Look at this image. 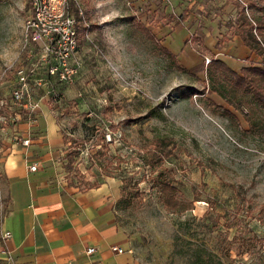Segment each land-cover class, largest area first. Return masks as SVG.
Masks as SVG:
<instances>
[{"label":"rangeland","instance_id":"374dc122","mask_svg":"<svg viewBox=\"0 0 264 264\" xmlns=\"http://www.w3.org/2000/svg\"><path fill=\"white\" fill-rule=\"evenodd\" d=\"M78 3L88 29L70 61L78 72L63 84L49 82L26 41L28 0H0V225L8 149L48 136L54 121L63 160L81 148L63 168L68 183L118 184L117 222L140 264H264V114L214 92L206 70L212 57L236 71L262 63L237 34L242 9L256 15L248 0ZM21 69L28 91L17 100ZM154 150L161 159L147 163ZM160 172L191 208L165 206ZM4 251L0 226V264H11Z\"/></svg>","mask_w":264,"mask_h":264},{"label":"crops","instance_id":"0c3cea01","mask_svg":"<svg viewBox=\"0 0 264 264\" xmlns=\"http://www.w3.org/2000/svg\"><path fill=\"white\" fill-rule=\"evenodd\" d=\"M50 122L48 136L31 145L12 144L1 164L9 209L0 226L1 232H11L4 240L10 263L140 264L117 222L118 184L81 188L68 183L64 135ZM34 163L37 169L29 170ZM88 247L95 251L87 253Z\"/></svg>","mask_w":264,"mask_h":264},{"label":"trees","instance_id":"16d2710c","mask_svg":"<svg viewBox=\"0 0 264 264\" xmlns=\"http://www.w3.org/2000/svg\"><path fill=\"white\" fill-rule=\"evenodd\" d=\"M28 3L32 12L31 4L29 1ZM247 4L248 7L256 12V15L254 19L249 18L243 8L237 34L246 47L262 56V63L243 66L240 71H236L224 60L212 57L211 61L206 66V70L212 83L211 88L214 92L219 93L223 98L229 100L231 104L234 103L233 100H239V102L245 103L250 107V113L264 114V0H248ZM73 12L77 18L80 38V36L86 33L88 26L86 25L84 15L79 14L78 9L74 6ZM144 30L146 29L144 28ZM158 47L177 64L178 69L186 71V69L178 63L176 55L161 45H158ZM189 90H192L190 94L198 92V90L194 88ZM226 113L229 114L228 112ZM101 138L105 140L106 136L103 135ZM80 152V147H70L69 150H67L65 155L66 170H70L73 167L75 158ZM161 155L162 154L157 150L149 151V159L146 160V162L154 163L161 159ZM155 178V186L161 193L162 201L166 207L173 209L178 208L181 210L191 208L192 203L183 202L177 198L176 188L170 181H167L163 177V172H160ZM97 184L98 183L87 184V187Z\"/></svg>","mask_w":264,"mask_h":264},{"label":"built area","instance_id":"2783aa9c","mask_svg":"<svg viewBox=\"0 0 264 264\" xmlns=\"http://www.w3.org/2000/svg\"><path fill=\"white\" fill-rule=\"evenodd\" d=\"M31 4L32 12L25 20V37L28 44L33 45L42 61L44 71L51 83V79H56L59 83H72L78 72L79 63H71L73 55L79 46V32L77 18L73 12V6L78 9L79 14H83L78 0H28ZM193 36V35H191ZM33 71V68L31 69ZM20 87L14 92V97L21 100L25 91H28L27 76L22 69L18 71ZM53 90V86H51ZM57 93H54V97ZM37 104L33 105L35 108ZM28 145L29 138L23 140ZM37 169L34 163L29 166V170ZM11 237V232H2L3 240ZM117 249V247H114ZM94 247H88L87 253L92 254ZM5 252V251H4ZM64 264H71L66 262Z\"/></svg>","mask_w":264,"mask_h":264}]
</instances>
